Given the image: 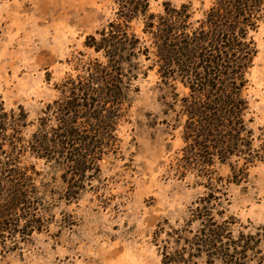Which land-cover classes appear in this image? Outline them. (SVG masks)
Returning <instances> with one entry per match:
<instances>
[{
    "label": "rangeland",
    "instance_id": "1",
    "mask_svg": "<svg viewBox=\"0 0 264 264\" xmlns=\"http://www.w3.org/2000/svg\"><path fill=\"white\" fill-rule=\"evenodd\" d=\"M215 1L149 0V12L189 4L195 27ZM115 10L113 0H0V98L24 109L25 138L68 78L103 61L85 40ZM130 28L150 52L136 77L121 75L127 98L113 147L82 180L66 158L22 157L43 198L40 225L0 232V264H264V22L247 33L255 52L234 148L186 136L189 87L160 73L143 19Z\"/></svg>",
    "mask_w": 264,
    "mask_h": 264
},
{
    "label": "trees",
    "instance_id": "2",
    "mask_svg": "<svg viewBox=\"0 0 264 264\" xmlns=\"http://www.w3.org/2000/svg\"><path fill=\"white\" fill-rule=\"evenodd\" d=\"M113 2L115 16L85 40L103 61L95 58L84 74L62 84L63 97L46 108L29 138L22 134L27 125L24 109L7 110L0 98V232L24 235L40 225L43 198L33 188L35 171L22 165L26 154L66 158L78 180L92 175L88 172L98 173V160L113 147L127 98L121 75L136 77L139 56L149 57V48H140L130 28L137 18L151 33V52L162 62L160 73L177 74L190 89L186 136L200 146L213 142L234 148L242 141L240 93L255 52L247 33L264 22V0H216L195 27L189 4L171 7L165 2L164 13L155 16L149 12V0ZM72 179L73 188L78 182Z\"/></svg>",
    "mask_w": 264,
    "mask_h": 264
}]
</instances>
